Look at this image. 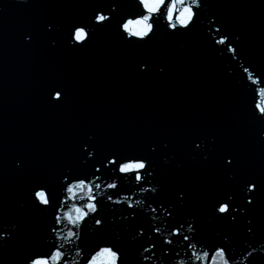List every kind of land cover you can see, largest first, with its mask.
Returning <instances> with one entry per match:
<instances>
[{
  "label": "water",
  "instance_id": "1",
  "mask_svg": "<svg viewBox=\"0 0 264 264\" xmlns=\"http://www.w3.org/2000/svg\"><path fill=\"white\" fill-rule=\"evenodd\" d=\"M95 6H106V0H0V223L7 230L13 223L19 225L16 240L0 248V264H25L27 253L39 246L47 214L28 205L34 183H48L55 190V176L68 166L75 175L91 178L92 164L82 165L77 159L78 145L88 132L95 134L99 145L97 159L107 152L121 157L149 155V145L167 143V149L161 148L149 158L153 167L165 172L162 183L166 194L177 184L190 188V204L179 218L195 215L200 224L198 239L209 246L218 243L217 233L231 232L236 264H248L243 248L251 242L259 251L264 242V194L254 201L252 215L258 230L254 238L227 223L208 222L214 194L226 186L225 178L211 168V161L204 166L199 158L193 159L189 144L197 136H216L219 144L239 153L243 174L260 171L264 146L253 139L257 125L250 117L254 97L261 99L255 89L264 83L251 85L246 77L241 79L239 64H230L215 51L200 26L189 33L181 30L170 35L161 21L156 36L146 45L125 43L118 24L121 18L137 13L136 0H120L109 27L97 31L84 48L65 46L63 37L69 25L86 20ZM211 13L229 31L241 34L245 60L264 72V0H209L201 16L204 28L208 24L205 17ZM47 19L56 20L61 29L56 48L49 49L45 39L25 47L22 33L39 32ZM140 59L151 65V71L142 76L135 71ZM161 66L164 73L159 71ZM52 81L67 92L65 102L58 106L47 99V86ZM166 156L175 159L165 164ZM17 159L24 161L21 170L13 165ZM177 163L182 167L177 169ZM97 175L103 190V183L113 175L111 166ZM103 191L107 194L108 190ZM145 195L133 179L125 177L120 179L114 199L127 196L134 202ZM20 202L25 203L24 209ZM126 203L102 206L100 215L111 222ZM146 203L138 206V211ZM152 215L157 216L155 221H151ZM162 219L158 210L138 216L131 226L116 220L103 233L89 232L84 248L90 250L101 236L114 239L117 233L139 224L147 227L154 223L167 232ZM120 244L132 247L127 235ZM176 247L184 256V250ZM129 259L134 260V256ZM253 264H264V258Z\"/></svg>",
  "mask_w": 264,
  "mask_h": 264
},
{
  "label": "snow or ice",
  "instance_id": "2",
  "mask_svg": "<svg viewBox=\"0 0 264 264\" xmlns=\"http://www.w3.org/2000/svg\"><path fill=\"white\" fill-rule=\"evenodd\" d=\"M104 2L98 0V3ZM119 3L120 0H106V6L93 7L86 20L71 23L67 35L63 37L65 46L70 49L87 46L97 31L109 27ZM136 4L137 13L121 18L118 24V32L125 43L146 45L156 36L161 21L170 35H178L181 30L189 33L200 26L204 38L215 51L225 56L230 64H239L242 68L241 79L246 77L251 85L264 83V72L248 64L242 55L240 33L229 31L215 13L205 17L208 24L204 28L201 16L209 0H136ZM60 35L58 22L47 19L40 25L39 32L25 31L21 40L25 47H31L40 39H45L49 49H54ZM165 70L164 66L159 68L161 73ZM135 71L141 76L148 74L151 71L149 61L138 60ZM226 72L230 74L231 70L226 68ZM47 89L49 104L58 106L65 102L67 92L62 85L52 81ZM255 92L261 99H253L250 122L257 125L253 137L255 143L264 146V87L255 89ZM161 148L167 149L168 144L149 145V155L121 157L116 152H107L102 159H97L100 149L95 134L85 133L77 148V159L82 165L92 164L91 178L75 175L73 168L68 166L67 170L55 176V190L48 183L37 182L28 193L29 207L36 212L46 213L47 220L39 246L27 253L25 264H157V261L159 264H236L231 232L217 233L218 243L209 246L198 239L200 224L195 215L187 214L179 218L182 210L190 204L191 190L185 184H177L166 194L162 183L165 172L153 167V161L149 158ZM189 148L193 159L199 158L204 166L211 161V168L225 178L226 186L214 194L208 222L227 223L246 237L254 238L258 230L252 211L256 207L254 201L258 202L264 194V164L254 174H243L240 171L239 153L219 144L216 136H197L191 140ZM174 159V156H166L164 163L168 164ZM13 165L21 170L24 161L17 159ZM109 166L113 175L103 183V190H108L105 194L98 182L101 176L97 173L101 169L107 171ZM175 167L179 169L182 165L177 163ZM125 177L133 179L139 192L146 194L143 199L134 202L127 196L123 200L114 199L119 190V181ZM105 201L122 206L127 203L123 211L110 222L100 215L101 207L107 206ZM145 201L146 206L138 211V206L144 205ZM19 207L24 209L25 203L20 202ZM158 210L163 216L161 222L167 225V232L154 223H148L147 227L139 224L130 231L126 229L123 234L117 233L114 239L101 236L90 250L84 248V237L89 232L103 233L106 226L114 224L116 220L131 226L138 216L148 212L155 214ZM150 219L155 221L157 216L152 215ZM18 230L19 225L16 223H13L11 230L5 229L0 223V248L16 240ZM123 235L130 238L131 248L120 244ZM177 245L184 250V256L177 250ZM130 255L134 256V260L130 261ZM243 255L249 258L248 264L264 258V242H261L259 251L249 242L243 248Z\"/></svg>",
  "mask_w": 264,
  "mask_h": 264
}]
</instances>
